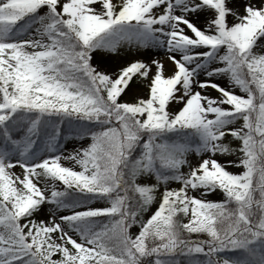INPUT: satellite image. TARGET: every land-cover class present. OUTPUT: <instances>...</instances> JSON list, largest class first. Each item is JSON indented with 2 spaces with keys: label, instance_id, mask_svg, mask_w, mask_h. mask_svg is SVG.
Masks as SVG:
<instances>
[{
  "label": "snow or ice",
  "instance_id": "obj_1",
  "mask_svg": "<svg viewBox=\"0 0 264 264\" xmlns=\"http://www.w3.org/2000/svg\"><path fill=\"white\" fill-rule=\"evenodd\" d=\"M0 264H264V0H0Z\"/></svg>",
  "mask_w": 264,
  "mask_h": 264
},
{
  "label": "rangeland",
  "instance_id": "obj_2",
  "mask_svg": "<svg viewBox=\"0 0 264 264\" xmlns=\"http://www.w3.org/2000/svg\"><path fill=\"white\" fill-rule=\"evenodd\" d=\"M154 50L155 49H153L151 51L154 53ZM156 51L158 52V54H157L158 57L161 58V59H163L164 58V51L162 49L161 50H156ZM217 82L221 83L222 85H224V83H225V81H222V80H219ZM212 94L215 95L216 93L213 91ZM77 146H78L77 143L76 142H72V141H69V142L65 143V145H64L65 149L68 150V151L72 150L73 148H76ZM221 159H223V158H221ZM64 163L67 164L68 162L67 161H64ZM15 170L17 172L20 171L19 167H17ZM229 170L230 171H233V172H238L239 171V169H236V168H230ZM173 186L175 187V186H178V185L173 184ZM208 198L214 199L216 197L209 196ZM46 215L47 214H46V211H45V212H43V213L40 214V217L41 218H46Z\"/></svg>",
  "mask_w": 264,
  "mask_h": 264
},
{
  "label": "bare ground",
  "instance_id": "obj_3",
  "mask_svg": "<svg viewBox=\"0 0 264 264\" xmlns=\"http://www.w3.org/2000/svg\"><path fill=\"white\" fill-rule=\"evenodd\" d=\"M158 52L156 50H154V53L152 52V56L155 58V57H158Z\"/></svg>",
  "mask_w": 264,
  "mask_h": 264
}]
</instances>
